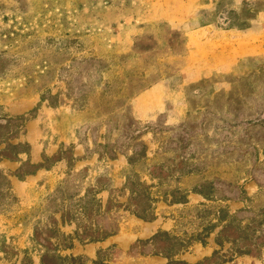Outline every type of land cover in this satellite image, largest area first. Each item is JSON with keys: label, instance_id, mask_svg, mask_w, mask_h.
<instances>
[{"label": "rangeland", "instance_id": "rangeland-1", "mask_svg": "<svg viewBox=\"0 0 264 264\" xmlns=\"http://www.w3.org/2000/svg\"><path fill=\"white\" fill-rule=\"evenodd\" d=\"M134 2L0 0V155L15 156L0 157L10 186L0 176V264H41L47 250L86 264H167L144 253L158 231L184 244L174 260L195 264L218 250L230 258L222 264H264V247L241 255L215 241L225 221L232 234L250 216L264 229V50L161 101L149 91L179 84L186 33L165 20L118 29L105 19L106 7ZM196 21L254 27L249 38L264 47V0H203ZM18 143L28 153L8 149ZM27 162L40 166L15 176ZM146 204L152 221L131 213Z\"/></svg>", "mask_w": 264, "mask_h": 264}, {"label": "crops", "instance_id": "crops-1", "mask_svg": "<svg viewBox=\"0 0 264 264\" xmlns=\"http://www.w3.org/2000/svg\"><path fill=\"white\" fill-rule=\"evenodd\" d=\"M134 4L123 10H116L114 5L106 7L105 19L118 29L128 27L134 21L146 23L165 20L172 28H182L186 33L189 52L187 62L176 76L179 84L166 89L164 85L172 80H161L149 91H162L161 101L167 98L178 102L180 83L188 84L218 72H227L240 60L258 56L264 50L261 42L249 38L254 27L234 32L210 23L198 25L196 11L197 7L203 5V0H139V5H136L137 2ZM126 38L127 35H122L120 43H128ZM127 45L130 48V43Z\"/></svg>", "mask_w": 264, "mask_h": 264}, {"label": "trees", "instance_id": "trees-1", "mask_svg": "<svg viewBox=\"0 0 264 264\" xmlns=\"http://www.w3.org/2000/svg\"><path fill=\"white\" fill-rule=\"evenodd\" d=\"M9 121V120H8ZM8 121L7 124H8ZM5 128V127H2ZM8 149H17L15 152V155L17 156L19 153H28L30 146L27 143L24 144H8ZM0 157L2 158H7L13 160L14 157L8 155V154H1ZM129 162L131 161L130 158ZM29 167V169L25 170L22 174H20L19 171L15 172V176L18 178L22 179L25 175L32 174L37 168H39L40 165H34L31 164L30 162L25 163ZM1 176V172H0ZM2 179L5 182V185L7 186L8 189H10L9 186V181L5 176H1ZM198 193H202L200 190H195ZM243 192V191H242ZM132 196L134 194L131 192ZM203 195L205 197H208V194L206 192H203ZM226 198L231 199L234 198V196H226ZM136 205V204H135ZM138 205V204H137ZM145 210H137L136 208L131 210V213H133L136 217L144 220V221H152L155 219V214L153 211V208L151 207L150 204L144 205ZM229 217L235 219L237 218V215L231 214ZM258 218L257 216H250V220L247 222L243 223L241 225V221L237 222V228L242 227L241 232L237 234H232V232H228L231 226L230 221L227 222L225 221L224 224L222 223L220 231L217 233L216 236V243L218 245H222L224 241L233 243L235 246L234 252L236 254H250L254 255L255 252H258L261 250L262 247H264V229H260L259 227L262 225L261 222L257 221ZM117 232V228H114L113 230H110L106 232L104 235L101 236H90L88 238H85L84 241L86 242H94V241H99L104 238H106L109 235L115 234ZM91 233V232H90ZM95 233V230L92 231L91 235ZM100 235V234H99ZM62 238H67V236L60 234ZM160 236H166V238H169L170 244L166 246V248H161L160 247V242L158 241ZM79 239L81 240L80 236ZM196 240L201 241L202 244H204V240L200 238H195ZM143 243H150L152 245V249L148 252H144L146 254H163L165 257L168 258L167 264H190L187 263L183 260H174L172 259V256L177 254L179 251L178 248L182 247L184 244L179 243L178 241H175V237L169 235L165 231H158L150 240H145L142 241ZM64 248H70L71 243L68 245L65 244L63 245ZM176 247V248H175ZM164 249V250H163ZM230 258L227 257L225 254H220L218 250H214L211 256L205 257L203 260L195 263V264H222L226 261H229ZM88 261L87 258L83 256H61L59 254L51 253L48 250L45 251L41 256H40V263L41 264H86ZM93 263L98 264V261L92 260Z\"/></svg>", "mask_w": 264, "mask_h": 264}]
</instances>
